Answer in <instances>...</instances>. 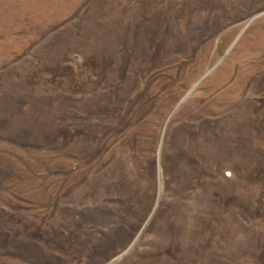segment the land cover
<instances>
[{
  "label": "rangeland",
  "instance_id": "obj_1",
  "mask_svg": "<svg viewBox=\"0 0 264 264\" xmlns=\"http://www.w3.org/2000/svg\"><path fill=\"white\" fill-rule=\"evenodd\" d=\"M0 264H264V0H0Z\"/></svg>",
  "mask_w": 264,
  "mask_h": 264
},
{
  "label": "bare ground",
  "instance_id": "obj_2",
  "mask_svg": "<svg viewBox=\"0 0 264 264\" xmlns=\"http://www.w3.org/2000/svg\"><path fill=\"white\" fill-rule=\"evenodd\" d=\"M124 254H125V252H124L123 254L119 255V257L123 256ZM119 257H118V258H119Z\"/></svg>",
  "mask_w": 264,
  "mask_h": 264
}]
</instances>
